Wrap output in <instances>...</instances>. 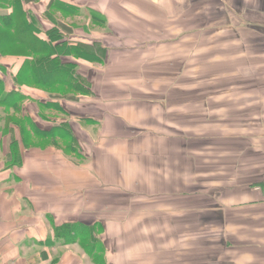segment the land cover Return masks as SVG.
<instances>
[{
    "label": "crops",
    "instance_id": "1",
    "mask_svg": "<svg viewBox=\"0 0 264 264\" xmlns=\"http://www.w3.org/2000/svg\"><path fill=\"white\" fill-rule=\"evenodd\" d=\"M29 1L0 12L105 57L64 60L88 91L64 95L0 54L26 97L0 128V264H264V0Z\"/></svg>",
    "mask_w": 264,
    "mask_h": 264
},
{
    "label": "trees",
    "instance_id": "2",
    "mask_svg": "<svg viewBox=\"0 0 264 264\" xmlns=\"http://www.w3.org/2000/svg\"><path fill=\"white\" fill-rule=\"evenodd\" d=\"M14 8L15 11L11 15H0V54L4 58L9 56L26 58L15 77V86L45 88V83H48L52 86L60 85L62 88L59 90L64 95L86 94L88 91L80 85L75 76V64L64 60L75 59L98 63L101 62L100 57H105L102 48L99 45L89 49L87 46L70 44L61 35V28L49 31L50 41H43L36 34L38 27L34 25V22L29 24L25 11L21 10L19 5H14ZM5 73L6 69L0 65V74ZM7 88V84L0 75V108H3L6 114L14 112L11 116L5 117L6 127L11 125L21 127L22 122L16 115L22 113V105L26 97L16 91L8 92ZM23 119L25 120L24 117ZM14 152L12 150L10 152V159L13 162ZM90 229L67 225L56 230L55 233L59 241L80 243L85 252L92 256L95 248L99 249V247L83 242L86 238L92 241L98 236L97 231Z\"/></svg>",
    "mask_w": 264,
    "mask_h": 264
},
{
    "label": "rangeland",
    "instance_id": "3",
    "mask_svg": "<svg viewBox=\"0 0 264 264\" xmlns=\"http://www.w3.org/2000/svg\"><path fill=\"white\" fill-rule=\"evenodd\" d=\"M2 14H5V13L1 11V12H0V15H2ZM34 24H36L37 27H39V25L37 24L36 21L34 22ZM150 66H151V65L147 66V67L144 69V71L146 70L147 79H144L143 83H147V82H149V81L152 82V80H151V79H152V76H151V69H148V68H151ZM96 69H97V68H96ZM98 71H99V72H102V69H100V67H99V68L97 69V72H90L91 74L87 75V76H90L91 80L94 81L95 83H97V82H98V79H99V75L97 74ZM168 75H173V71L168 69V70L165 72V76H168ZM164 78H165V80H164L163 85H162L163 87H162V86L160 87V91H159L160 94H166V89H165V88H166V81H167V83H168L169 78H168V77H164ZM162 88H163L164 93L162 92ZM141 89H143L144 91H146V90L149 89V93L152 92V91H151V86H150V85L148 86V88L142 86ZM0 109H1V108H0ZM0 112H1V110H0ZM2 113H3V112L0 113V116H1L0 120H2V121L0 122V128H3L2 125L4 126V125L7 124V123L5 122V121H6V120H5V117H8L7 114H2Z\"/></svg>",
    "mask_w": 264,
    "mask_h": 264
}]
</instances>
